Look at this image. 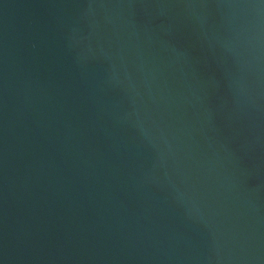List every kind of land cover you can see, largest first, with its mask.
<instances>
[{"label":"water","instance_id":"95a60500","mask_svg":"<svg viewBox=\"0 0 264 264\" xmlns=\"http://www.w3.org/2000/svg\"><path fill=\"white\" fill-rule=\"evenodd\" d=\"M0 264H264V0H0Z\"/></svg>","mask_w":264,"mask_h":264}]
</instances>
